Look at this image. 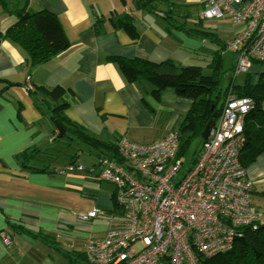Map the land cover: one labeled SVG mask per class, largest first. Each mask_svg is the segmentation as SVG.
<instances>
[{
  "label": "crops",
  "instance_id": "0c3cea01",
  "mask_svg": "<svg viewBox=\"0 0 264 264\" xmlns=\"http://www.w3.org/2000/svg\"><path fill=\"white\" fill-rule=\"evenodd\" d=\"M10 1L14 11L0 10V32L16 21V10L27 3L25 10L29 12L46 11L56 16L69 47L49 61L29 67L24 51L8 41L0 44V264H69L66 255L73 257V264H88L84 258L87 241L104 236L110 219L115 220L111 200L115 189L107 192L88 180L95 169L85 176L56 173L68 163L81 164L76 160L78 157H87L92 167L98 156L74 143V150L64 160L54 120L46 107L41 105L42 110L37 107L36 89L57 86L71 89L74 95L64 116L70 124L103 142L116 145L122 137L135 143L155 142L163 137L140 139L139 132L152 126L161 112L170 116L166 132L176 131L175 126L188 112L190 102L179 99L169 89L161 94L159 101L153 100L149 95L151 85L129 84L111 58L180 64L202 51L214 53V48L205 47V42L215 41L169 29L161 14L136 11L133 0H126L125 6L120 0ZM167 1L181 11L197 9L200 17L194 23L202 20V29L216 35L217 42H221L218 32L229 34V41L223 43L224 49L243 27L226 17L204 23L201 11L207 0ZM120 15L134 18L136 40L122 29L111 27L109 19ZM96 27L104 33L96 34ZM262 71L252 67L254 81ZM163 99L173 105L163 106ZM62 140L70 145L71 140ZM32 148L37 150L36 156L27 165L46 171H32L18 161L20 153ZM246 175L251 182V210L257 224L263 225L264 153L246 168ZM78 193L89 197L83 209ZM93 209L102 213L89 222L76 219L77 212ZM117 217L116 224L121 219ZM5 237L9 239L8 244L4 242Z\"/></svg>",
  "mask_w": 264,
  "mask_h": 264
},
{
  "label": "built area",
  "instance_id": "2783aa9c",
  "mask_svg": "<svg viewBox=\"0 0 264 264\" xmlns=\"http://www.w3.org/2000/svg\"><path fill=\"white\" fill-rule=\"evenodd\" d=\"M242 25L225 50L236 54L231 79L240 84L254 62L264 63V0H207L203 20L223 18ZM31 89V87H27ZM253 108L248 97L228 89L220 113L195 161L182 173L184 160L176 158L178 135L151 143L126 137L116 142L122 162L100 156L90 168L68 163L57 174L92 172L115 188L121 220L102 237L87 241L88 264H200L232 250L243 227H257L251 210V182L240 161L244 115ZM98 209L78 212L89 222ZM9 243L7 237L4 238Z\"/></svg>",
  "mask_w": 264,
  "mask_h": 264
},
{
  "label": "trees",
  "instance_id": "16d2710c",
  "mask_svg": "<svg viewBox=\"0 0 264 264\" xmlns=\"http://www.w3.org/2000/svg\"><path fill=\"white\" fill-rule=\"evenodd\" d=\"M0 0V10L10 12L7 2ZM126 5V0H120ZM136 11H146L161 14L169 29L183 32L187 36H197L201 40L216 41V35L202 29L200 20L194 29H186L185 16L181 9L167 0H133ZM25 6L16 10V21L5 31L0 32V44L8 41L24 51L25 61L29 67L45 63L55 55L69 47L61 25L55 15L46 12H29ZM102 21V20H100ZM114 30L122 29L132 40L138 38L135 20L129 15L112 16L109 19ZM96 34L104 30L95 29ZM116 63L120 73L129 84L147 82L151 85L150 97L159 101L165 90H172L179 99L190 102L186 115L179 121L176 128L178 135V148L176 158H184L187 147L195 136H201L202 131L213 117L220 113L226 93L229 88L238 97H248L253 101V108L244 115V139L241 149L240 161L247 168L262 153H264V71L257 74L253 81L251 71L244 76L240 84H233L230 79L225 91L218 88V75L221 71V58L214 61L212 75H203L201 67L183 66L172 61L160 63L149 62L144 59H126L121 57L111 58ZM213 63V62H212ZM264 70V63L254 62L253 67ZM232 71V70H231ZM32 93V90H28ZM35 100L39 110L41 105L46 107L52 119L66 130L63 138L77 142L96 156L109 157L122 162L117 153L116 145L103 142L79 127L70 124L63 112L70 105V98L74 92L69 88L57 86L51 89H36ZM142 103L145 105L144 100ZM204 140L201 136V145ZM200 145V147H201ZM81 150H84L80 148ZM36 149L32 148L20 153L18 161L24 168L32 171H46L45 169L29 166L27 163L36 156ZM78 155V154H76ZM73 159V158H72ZM71 159V160H72ZM195 159L187 163L192 164ZM113 215L119 216V207L115 201V193L111 197ZM69 264H73V257L66 255ZM200 264H264V224L252 227H243L235 237L232 250L219 254L210 259L199 258Z\"/></svg>",
  "mask_w": 264,
  "mask_h": 264
},
{
  "label": "rangeland",
  "instance_id": "374dc122",
  "mask_svg": "<svg viewBox=\"0 0 264 264\" xmlns=\"http://www.w3.org/2000/svg\"><path fill=\"white\" fill-rule=\"evenodd\" d=\"M7 2L8 8L11 9L12 11H14L13 9V1H5V3ZM11 5V6H10ZM121 13V12H120ZM202 13V11H201ZM181 14H183L185 16V23H186V29H194L196 28V24L194 23V21H198L199 17H198V10L197 9H191L190 12L188 11V9H182ZM202 19V18H201ZM210 21H204V23L208 24ZM215 24V23H214ZM220 37V41L221 42H214L213 44L211 43H206L205 47L207 46L208 48H210V46H212L214 48V53H207L206 51H202L201 53L199 52L196 56L190 58L188 60V62H180V65L183 66H193V65H198L201 67L202 69V73L203 75H212L214 68H211L213 65L215 66L214 61L216 60L217 57L221 58V71L219 72L218 75V88L223 92L225 91L230 79H231V70L233 68V65L235 64V61L237 59L236 54H232L230 52H227L224 49V45L223 43L226 41H229V34H225V33H221L218 32L217 33ZM204 50H206V48H204ZM213 62V63H212ZM179 64V63H178ZM213 64V65H212ZM252 74V73H251ZM254 81V79H253ZM164 101L163 106H172L173 104H171L170 101H167L165 99H163ZM169 108V107H166ZM150 111V112H149ZM148 114L152 115L151 110L147 109ZM170 120V116L166 113L161 112L159 114V116L157 117V119L154 121V124L152 126H150L149 128H147L144 131H140V139L142 137L145 136V139L149 140L155 137H167L168 134H170L171 132H175V131H170L169 133L166 132V127L167 124L169 123ZM179 124V122L176 124L175 127H177ZM165 136V137H164ZM65 140V138H59L58 139V143H59V147H60V151H61V156H63L64 160H66L69 155L72 153V151L74 150V143L77 142H68L70 143V145L67 146L66 143H63V140ZM200 145H201V136H195L192 140L190 145L187 147V151L185 152V157L183 158L184 160V164H183V169L181 170L180 173H182L184 170H186L187 167V163L190 162L192 159H196L197 156L199 155V151H200ZM79 148L82 149H87L86 147H83V145H79ZM60 156V160H62V157ZM47 157V156H45ZM43 158V157H42ZM42 160V159H41ZM45 161V159H43ZM77 162L81 163V165H83L85 168H90V163L88 162L87 157H78ZM61 163V161H60ZM77 164V163H76ZM100 168L99 166H96L95 168V174H93V176L88 177L90 181H92L95 184H98L101 186V188L107 192H110L111 190L115 189L113 185L101 181L98 178V172H99ZM89 175L87 173V171H84L82 173H78L77 175H81V176H85ZM80 195V201H81V207L80 208H84V206L87 204V197L86 195H82L80 193H78ZM78 213V212H77ZM119 219L117 216L115 217V220ZM113 220V222L116 224L117 221ZM121 220V219H120Z\"/></svg>",
  "mask_w": 264,
  "mask_h": 264
},
{
  "label": "water",
  "instance_id": "95a60500",
  "mask_svg": "<svg viewBox=\"0 0 264 264\" xmlns=\"http://www.w3.org/2000/svg\"><path fill=\"white\" fill-rule=\"evenodd\" d=\"M216 118H217V114L213 115L212 119L208 121L207 124L205 125L201 135L203 140H206L208 138ZM54 124L57 130L58 137L62 138L65 134V129L58 123V121H54Z\"/></svg>",
  "mask_w": 264,
  "mask_h": 264
},
{
  "label": "bare ground",
  "instance_id": "6f19581e",
  "mask_svg": "<svg viewBox=\"0 0 264 264\" xmlns=\"http://www.w3.org/2000/svg\"><path fill=\"white\" fill-rule=\"evenodd\" d=\"M99 211H100V212H99V214H100V213H102V211H101V210H99ZM99 214H98V215H99ZM97 217H98V216H97ZM97 217H96V218H97ZM94 219H95V218H94Z\"/></svg>",
  "mask_w": 264,
  "mask_h": 264
}]
</instances>
